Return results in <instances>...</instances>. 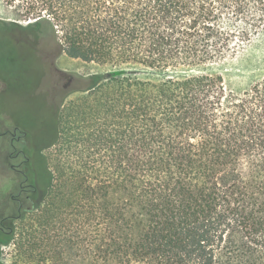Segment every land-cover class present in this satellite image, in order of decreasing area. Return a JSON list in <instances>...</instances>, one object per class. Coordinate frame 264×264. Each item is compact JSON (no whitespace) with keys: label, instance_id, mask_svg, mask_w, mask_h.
Wrapping results in <instances>:
<instances>
[{"label":"trees","instance_id":"obj_1","mask_svg":"<svg viewBox=\"0 0 264 264\" xmlns=\"http://www.w3.org/2000/svg\"><path fill=\"white\" fill-rule=\"evenodd\" d=\"M3 1L0 37L108 69L60 105L40 171L0 116L16 181L0 246L34 264H264V75L239 70L264 50V0Z\"/></svg>","mask_w":264,"mask_h":264},{"label":"rangeland","instance_id":"obj_2","mask_svg":"<svg viewBox=\"0 0 264 264\" xmlns=\"http://www.w3.org/2000/svg\"><path fill=\"white\" fill-rule=\"evenodd\" d=\"M11 9L0 0V18L12 19ZM26 22H22L25 24ZM253 68L252 78L264 75V50L252 51L239 70ZM108 67L84 62L61 53L51 37L37 38L22 28H9L0 37V116L8 126H19L30 133L35 148V165L41 170V149L55 138V120L60 105L79 93L91 76ZM41 165H40V164ZM0 154V215L15 176L7 170ZM37 177H42L37 174ZM18 238V237H16ZM18 244L0 246V264H34L24 261Z\"/></svg>","mask_w":264,"mask_h":264},{"label":"water","instance_id":"obj_3","mask_svg":"<svg viewBox=\"0 0 264 264\" xmlns=\"http://www.w3.org/2000/svg\"><path fill=\"white\" fill-rule=\"evenodd\" d=\"M26 23H28V22H26Z\"/></svg>","mask_w":264,"mask_h":264}]
</instances>
